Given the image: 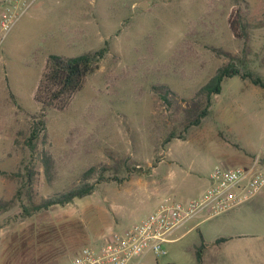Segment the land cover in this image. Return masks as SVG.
<instances>
[{
	"label": "rangeland",
	"instance_id": "rangeland-1",
	"mask_svg": "<svg viewBox=\"0 0 264 264\" xmlns=\"http://www.w3.org/2000/svg\"><path fill=\"white\" fill-rule=\"evenodd\" d=\"M236 10L248 25L247 66L264 83V0H27L17 6L0 46V172L30 168L34 177L29 191L23 178L0 175V200L20 193L0 213V264H70L80 248H96L140 222L162 199L196 198L215 166L248 168L243 155H255L264 141V88L228 78L198 126L185 128L181 112L194 108L193 93L217 67L240 55L241 42L227 23ZM104 41L107 54L68 107L46 115L35 152L44 149L54 161L47 182L24 145L38 112L33 92L45 59L98 50ZM160 84L177 106L157 98L152 88ZM118 160L139 173L20 218L27 196L47 199L77 186L88 167ZM200 235H243L225 246L221 264H264V189L138 264H196L190 248L201 250Z\"/></svg>",
	"mask_w": 264,
	"mask_h": 264
},
{
	"label": "trees",
	"instance_id": "trees-1",
	"mask_svg": "<svg viewBox=\"0 0 264 264\" xmlns=\"http://www.w3.org/2000/svg\"><path fill=\"white\" fill-rule=\"evenodd\" d=\"M228 27L233 37L241 42L240 55L235 59L231 58L228 62L217 67L212 76L193 93L191 101L193 109L187 111L181 109L183 120L187 121L185 128L196 127L201 120L208 116L211 106V99L218 95L222 89V82L225 79L239 77L242 80H248L252 85L264 88V83L247 66V23L239 10L234 13V19L228 18ZM108 52V41L103 42V46L98 50L86 51L75 57H65L50 54L46 57L43 69L39 75L36 87L33 92V101L38 105V112L32 116L28 130V136L25 138L24 145L30 151L31 157L35 155L36 160L40 162L42 173L47 182H50L54 176V161L46 150L36 151V142L41 136L45 138V119L48 112L61 111L68 107L73 96L79 92L85 79L92 74L98 67L100 61ZM229 57L228 54H225ZM155 95L161 103L167 107L177 106L174 100V93L167 85L160 84L152 88ZM157 89V91H156ZM179 109V108H177ZM187 116L184 117V115ZM171 134L165 139V143L172 139ZM181 137V136H179ZM32 162V161H31ZM112 171V176L107 173ZM139 170L131 168V165L125 160H118L111 166H90L85 169L79 177V184L62 193H58L47 199H40L38 202L27 196L26 201L20 205V218L25 219L41 211L47 210L53 206H64L74 199H81L90 195L98 185L107 181H118L121 177L133 176L138 174ZM4 177H21L29 191L33 185L34 173L30 168H25L24 173L15 172L8 174L0 172ZM23 184V185H24ZM19 191L9 201L0 200V213L6 211L15 200L18 199ZM221 241V240H219ZM195 259L200 263V255L195 252Z\"/></svg>",
	"mask_w": 264,
	"mask_h": 264
},
{
	"label": "built area",
	"instance_id": "built-area-1",
	"mask_svg": "<svg viewBox=\"0 0 264 264\" xmlns=\"http://www.w3.org/2000/svg\"><path fill=\"white\" fill-rule=\"evenodd\" d=\"M27 0H0V46L16 19V8ZM264 189V141L248 168L215 166L206 188L196 198L181 202L162 199L140 222L111 234L98 247H82L70 264H130L145 253L165 254L163 245L188 220L218 215L245 203Z\"/></svg>",
	"mask_w": 264,
	"mask_h": 264
},
{
	"label": "crops",
	"instance_id": "crops-1",
	"mask_svg": "<svg viewBox=\"0 0 264 264\" xmlns=\"http://www.w3.org/2000/svg\"><path fill=\"white\" fill-rule=\"evenodd\" d=\"M245 155L246 154H244L243 157H245L246 162L249 163L250 158L253 155L252 154H248V156H245ZM207 220H210V218L201 217V218H196V219H191V220L186 221L173 232L172 237H171L172 241L169 243L177 242L178 240L182 239L187 234H189V232H191L192 230L198 229L201 222L207 221ZM190 223H193V224L191 225ZM244 237L245 236L243 235H235L234 237H218V238H213V239H203L202 235H200L201 250L198 252V254L200 255V263L198 264H221V260L227 257L228 255V254H225V246L228 245L229 242L232 241L233 239L240 241V239H243ZM239 243L240 244H237V245L235 244V247L243 245L241 242ZM198 247L199 245L194 244L190 248V251L194 259H195V252H197ZM146 254L147 253H145V255ZM143 255L133 259L130 264H138V261L140 260V258L143 257ZM196 264H197V261H196Z\"/></svg>",
	"mask_w": 264,
	"mask_h": 264
},
{
	"label": "water",
	"instance_id": "water-1",
	"mask_svg": "<svg viewBox=\"0 0 264 264\" xmlns=\"http://www.w3.org/2000/svg\"><path fill=\"white\" fill-rule=\"evenodd\" d=\"M145 6H146L145 3H141V4H140V7H141V8H144Z\"/></svg>",
	"mask_w": 264,
	"mask_h": 264
}]
</instances>
